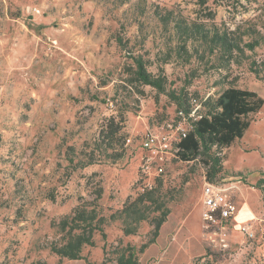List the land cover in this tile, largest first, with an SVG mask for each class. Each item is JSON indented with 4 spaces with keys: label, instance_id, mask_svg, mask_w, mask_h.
Returning <instances> with one entry per match:
<instances>
[{
    "label": "rangeland",
    "instance_id": "obj_1",
    "mask_svg": "<svg viewBox=\"0 0 264 264\" xmlns=\"http://www.w3.org/2000/svg\"><path fill=\"white\" fill-rule=\"evenodd\" d=\"M262 1L211 3L214 22L231 28L240 23L243 30L259 26L264 23ZM194 2L0 0V264H116L127 245L136 264H264V194L258 188L264 178V104L249 115L243 136L222 150L217 176L225 178L238 207L222 230L201 217L205 167L141 143L154 133L174 144L186 129L184 121L174 125L175 105L148 85L140 86V93L124 80L130 50L151 60L147 68L152 73L160 64L172 87H180L186 73L198 68L190 91L214 94L228 75L264 98V71L256 76L248 69L250 60L262 56L264 44L246 51L250 57L229 70L206 69L194 59L159 62L174 42L155 8L194 18ZM120 114L131 140L125 156L115 163L74 167L78 152L92 147L105 119ZM158 176L164 187L180 192L169 202L170 214L157 236L146 221L134 235H123L119 221H108L105 237L95 232L94 245L82 248V259H59L49 250L50 241L59 238L50 221L79 200L91 199L102 188L96 206L108 217L128 194L153 185ZM246 222L252 223V237L241 230Z\"/></svg>",
    "mask_w": 264,
    "mask_h": 264
},
{
    "label": "trees",
    "instance_id": "obj_2",
    "mask_svg": "<svg viewBox=\"0 0 264 264\" xmlns=\"http://www.w3.org/2000/svg\"><path fill=\"white\" fill-rule=\"evenodd\" d=\"M218 1L195 0L198 9L194 18L175 13L172 9L159 12L155 8L154 15L165 29L171 30L173 37L170 42H174L157 61L168 63L173 57L180 63L188 64L194 59L205 67L208 65L206 69L229 70L232 65H240L243 59L250 57L246 51L252 52L264 44V23L243 30L240 23L231 28L225 22H214L215 11L211 3ZM226 1H230L231 6L236 3L242 5L241 0ZM117 41L119 45L126 46L122 38L118 37ZM127 51L131 62L126 66L124 80L140 93L143 90L139 87L148 85L156 94H164L175 105L174 125L180 121L186 124L185 135H180L174 143L175 159L199 161L205 167L206 180L221 179L217 175L222 171V150L243 136L251 122L249 115L262 108L264 98L254 90L238 86L235 79H228V75L219 80L221 88L214 94L202 96L197 91H190L188 85L198 75V68H191L186 73L180 87H172L173 82L160 64L158 71L152 73L147 68L151 62L149 58ZM248 69L256 76L264 71V52L259 59L250 60ZM125 133L122 114L118 118L107 117L98 129L92 147L78 152L80 158L74 167L115 163L122 159L126 154ZM69 149H73L72 146ZM67 159L72 164L73 158ZM138 179L141 183L142 178ZM258 188L264 194V178H260ZM179 192L180 188L164 187L163 178L158 176L153 185L143 184L139 190L128 194L121 207L106 217L96 206L102 193V188H98L91 199L79 200L68 213L50 221L59 238L50 241L48 248L59 259H82V248L94 245L95 232L105 237L103 226L108 221H119L123 235L136 234L141 222L146 221L152 225L151 232L157 236L170 214L168 204L177 198ZM134 260L135 252L129 245L122 247L116 256V264H136ZM34 264L48 263L37 260Z\"/></svg>",
    "mask_w": 264,
    "mask_h": 264
},
{
    "label": "built area",
    "instance_id": "obj_3",
    "mask_svg": "<svg viewBox=\"0 0 264 264\" xmlns=\"http://www.w3.org/2000/svg\"><path fill=\"white\" fill-rule=\"evenodd\" d=\"M35 11L38 12V10ZM180 133L175 138V142L180 139V135H185L183 131ZM130 141V138L127 137L125 144H129ZM141 143L144 147L156 146L162 150L176 151V147L174 144H172L167 136H162L159 138L154 133L147 134L142 139ZM226 184L225 178H221L216 181L205 180L202 187V220L207 224L219 226L222 230L226 229V223L237 212V205L230 192L231 187L227 186ZM241 230L248 236H253L251 222H246L243 224L241 226Z\"/></svg>",
    "mask_w": 264,
    "mask_h": 264
},
{
    "label": "crops",
    "instance_id": "obj_4",
    "mask_svg": "<svg viewBox=\"0 0 264 264\" xmlns=\"http://www.w3.org/2000/svg\"><path fill=\"white\" fill-rule=\"evenodd\" d=\"M231 146H229L228 148H226V150L228 149L229 150V148H230ZM237 151H239V148H237ZM92 165V164H91ZM86 167V166H85ZM240 188V190L242 191V187H239ZM235 203H236V201H235ZM236 205H237V203H236ZM237 210H238V207H237ZM66 214V213H65ZM236 214V213H235ZM64 215V214H63ZM51 229H53V228H51Z\"/></svg>",
    "mask_w": 264,
    "mask_h": 264
}]
</instances>
